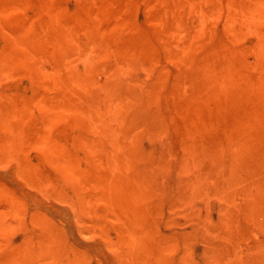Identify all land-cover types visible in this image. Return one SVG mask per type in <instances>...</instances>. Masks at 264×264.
I'll return each mask as SVG.
<instances>
[{
  "label": "rangeland",
  "instance_id": "374dc122",
  "mask_svg": "<svg viewBox=\"0 0 264 264\" xmlns=\"http://www.w3.org/2000/svg\"><path fill=\"white\" fill-rule=\"evenodd\" d=\"M244 1L0 0V264H264L263 128H240L264 120V0Z\"/></svg>",
  "mask_w": 264,
  "mask_h": 264
},
{
  "label": "bare ground",
  "instance_id": "6f19581e",
  "mask_svg": "<svg viewBox=\"0 0 264 264\" xmlns=\"http://www.w3.org/2000/svg\"><path fill=\"white\" fill-rule=\"evenodd\" d=\"M260 1V0H259ZM244 2H247L246 0L244 1ZM251 2V1H250ZM264 3V2H263ZM234 4V3H233ZM250 4H252V2L250 3ZM235 5V4H234ZM239 5H241V4H239ZM258 6V5H257ZM262 6H263V4H262ZM230 7V6H229ZM178 9V8H177ZM248 9V8H247ZM257 9V8H256ZM259 9V8H258ZM262 9V12H264L263 11V8H261ZM235 12V11H234ZM233 12V13H234ZM237 14V13H236ZM235 14V15H236ZM179 15V14H178ZM247 15H248V13H247ZM250 15V14H249ZM253 15V14H252ZM261 15V14H260ZM177 16V15H176ZM230 16V15H229ZM239 16V15H238ZM178 17V16H177ZM191 17V16H190ZM200 19H201V17H199ZM232 18H233V16H232ZM246 18H249V17H246ZM185 19H187V17L185 18ZM199 19V20H200ZM234 20V19H233ZM251 20V19H250ZM254 20V19H253ZM253 20H251V21H253ZM190 21V20H189ZM188 21V22H189ZM251 24V23H253V22H249V20H248V24ZM254 23H256V22H254ZM264 23V22H263ZM249 24V25H250ZM257 24H259V22L257 23ZM187 25V24H186ZM243 25V24H242ZM241 25V26H242ZM252 25V24H251ZM255 25V24H254ZM198 26H200L199 24H198ZM241 26H240V29H241ZM253 26V25H252ZM251 26V27H252ZM188 27H189V25H188ZM195 27V26H194ZM247 27H248V25H247ZM250 27V26H249ZM262 27V26H261ZM243 28H244V26H243ZM198 29V28H197ZM197 29H194V30H197ZM205 29V28H204ZM249 29V28H248ZM199 30L200 29H198L197 30V32H198V34H199ZM240 31V30H239ZM190 32V31H189ZM192 32H194V31H192ZM193 34V33H192ZM263 34V33H262ZM194 35V34H193ZM192 35V36H193ZM200 35V34H199ZM264 35V34H263ZM260 42H261V45H260V49H259V47H258V49L259 50H257L258 51V53H259V55H261V54H264V39H262V40H260ZM236 47V46H235ZM222 48H224L225 49V47H222ZM240 48V47H239ZM253 48H255V47H253ZM256 48H257V46H256ZM222 49V51H225L226 50V52H227V50L229 49V48H227V49ZM252 49V48H251ZM250 49V50H251ZM243 50V49H242ZM252 50H254V49H252ZM222 51H220V52H222ZM232 51H233V49H232ZM225 52V53H226ZM237 52H238V54H240L239 53V50H238V48H237ZM248 52V51H247ZM251 52V51H250ZM235 53V52H234ZM230 54H232V53H230ZM236 54V53H235ZM248 54V53H247ZM249 55V54H248ZM219 56H221V54L219 55ZM233 56V55H232ZM233 59V63H234V57L232 58ZM254 59H255V57H254ZM236 61L235 62H237L238 60L237 59H235ZM242 60H244V59H242ZM232 63V62H231ZM232 63V64H233ZM238 63V62H237ZM245 63V62H244ZM259 64H260V62H259ZM237 66V65H236ZM235 66V67H236ZM242 66V65H241ZM232 67L234 68V66L232 65ZM252 68V67H251ZM263 68H264V66H263ZM220 70V69H219ZM231 70V69H230ZM234 69H232L231 71H233ZM239 70V69H238ZM250 70V69H249ZM235 71V70H234ZM245 71H247V69H245ZM220 72H222V68H221V71ZM225 73V72H224ZM234 73V72H233ZM233 73H230L232 76L233 75H235V74H233ZM259 73V72H258ZM78 74V73H77ZM87 74V73H86ZM223 74V73H222ZM226 74H228V72H226ZM239 74H240V71H239ZM79 75V74H78ZM219 75V74H218ZM225 75V74H224ZM237 75V74H236ZM241 75V77H242V74H240ZM79 76H81V78H82V76L83 75H79ZM226 76V75H225ZM89 77V76H88ZM94 77V76H93ZM229 77H230V75H229ZM69 78V77H68ZM74 78H76L75 76H74ZM73 78V79H74ZM84 78V77H83ZM244 77H242V79H243ZM71 79H72V77H71ZM80 79V78H79ZM93 79V78H92ZM68 79H67V76H66V80H64V81H67ZM77 80H78V78H77ZM87 80V79H86ZM225 80H228L227 78L225 79ZM236 80V79H235ZM96 81V80H95ZM233 81H234V79H233ZM71 82V81H70ZM88 82V80L86 81V83ZM227 82V81H226ZM72 83V82H71ZM228 83V82H227ZM226 83V84H227ZM247 83V82H246ZM67 84H68V82H67ZM70 84V83H69ZM90 84V83H89ZM253 84V87L255 88L254 89V97L256 98V102H257V104H258V106L257 107H260V109L259 108H256L257 110H256V113L258 112V111H260L262 114H263V117H264V70H263V74L261 73V75H260V77H259V79L257 80V82H255V83H252ZM228 85V84H227ZM229 85H230V83H229ZM110 86V85H109ZM108 86V87H109ZM227 87V86H226ZM104 88H105V86H104ZM215 88V87H214ZM219 88H220V86H219ZM219 88H217V90L219 89ZM104 90H106V89H104ZM103 90V91H104ZM213 91V90H212ZM211 91V92H212ZM236 91H237V89H236ZM105 92V91H104ZM204 92V91H203ZM226 92V91H225ZM92 93V92H91ZM114 93V92H113ZM117 93V92H116ZM105 94V93H104ZM118 94V93H117ZM245 94V93H244ZM113 95V94H112ZM119 95H120V92H119ZM123 95V94H122ZM127 94H125V96H126ZM128 95H130V94H128ZM217 95V94H216ZM240 95H241V93H240ZM247 95V94H246ZM83 96V95H82ZM89 96V95H88ZM115 96V95H114ZM117 96V95H116ZM115 96V97H116ZM90 98V97H89ZM109 98V97H108ZM108 98H106V99H108ZM113 98V97H112ZM244 98V97H243ZM111 99V98H110ZM115 99V98H114ZM124 99V98H123ZM241 99V98H240ZM245 99H247V98H245ZM234 100V99H233ZM108 101V100H107ZM125 101H127V99L125 100ZM131 101V100H130ZM86 102V101H85ZM99 102V101H98ZM103 102V101H102ZM101 101H100V104L102 103ZM109 102V101H108ZM121 102H122V100H121ZM128 102H129V100H128ZM222 102V101H221ZM110 103V102H109ZM116 104H118V101L117 102H115ZM120 103V102H119ZM124 102H122V104H123ZM237 103V102H236ZM92 104V103H91ZM100 104L98 103V105H97V107L96 108H101L100 107ZM115 104V105H116ZM238 104V103H237ZM254 104V103H253ZM253 104H252V106H253ZM93 105H95V104H93ZM109 106V105H108ZM121 106V105H120ZM122 107V106H121ZM104 108V107H103ZM120 110H121V108H120ZM125 110V109H124ZM130 110V109H129ZM117 112V111H116ZM253 114V113H252ZM250 115V114H249ZM117 117H119V115L117 116ZM251 117V116H250ZM260 115H258L255 119H253L252 121H249V123H248V125H245V126H242V127H240L241 128V130H246L245 131V136L248 138V136H254L253 134H252V130H249V129H247L248 127H253V128H255V127H258L259 128V126H260V128H263V134H262V131H261V135H262V137L260 136L259 138H262V139H255V140H251V141H254V143H255V147L257 148V149H259V146H264V120H262L261 122H260ZM122 121V120H121ZM237 122V121H236ZM242 122V121H241ZM248 122V121H247ZM262 122H263V124H262ZM103 123V122H102ZM238 123V122H237ZM239 124H241V125H243L242 123H239ZM261 124H262V126H261ZM237 125V124H236ZM89 127H90V124H89ZM109 127V126H108ZM237 127H238V125H237ZM236 127V128H237ZM105 128H107V127H105ZM127 128H128V125H127ZM239 128V129H240ZM112 129V128H111ZM128 130V129H127ZM107 131H108V129L106 130V133H107ZM235 132H236V130H234ZM239 131V130H238ZM128 132V131H127ZM93 134V133H92ZM99 134V133H98ZM103 134V133H102ZM112 134V133H111ZM257 134V133H256ZM109 135H110V133H109ZM235 135V134H234ZM260 135V134H259ZM257 136V135H256ZM103 137V136H102ZM89 138H90V136H89ZM239 139H240V137H238ZM111 139H113V138H111ZM252 139V138H251ZM106 140V139H105ZM109 140V139H108ZM241 140V139H240ZM104 141V140H103ZM117 142V140H115L114 139V142ZM244 141V140H243ZM243 141H241V142H243ZM260 141V142H259ZM113 141H110V145L108 144V146H109V150H111V152H113V146H112V143ZM240 142V141H239ZM239 142H238V144H239ZM240 142V143H241ZM245 142H246V139H245ZM105 143H108L107 142V140L105 141ZM247 143H249V142H247ZM241 144H244V142L243 143H241ZM110 146H111V148H110ZM106 147H107V144H106ZM248 147V146H247ZM249 148H250V146H249ZM240 149H243V148H240ZM256 149V150H257ZM255 150V149H254ZM106 151V150H105ZM119 151V150H118ZM111 152H110V154H111ZM123 152V151H122ZM254 152V151H253ZM257 152V151H256ZM255 153V152H254ZM254 153H250V154H252V160L250 161V164L252 165V166H250V167H252V172H253V174H254V176H255V180H254V184L252 183H250L251 184V188L250 187H246L247 188V190H245V192L246 193H249L251 196H253V197H257V198H260V200L262 201H260V200H258L259 202H261V203H258L256 200H254L253 199V201L252 202H250V204L248 205L250 208H251V210L253 211V212H255V211H259V209H262V210H264V207H263V205H264V185L262 184V185H260L259 184V179H260V177H263L262 175H261V170L264 168V161L262 162V158L260 159V157L259 156H257L258 154H254ZM261 153V152H260ZM112 155V154H111ZM127 155V154H126ZM236 155V154H235ZM246 155H249V154H246ZM238 156H239V158L238 159H241L242 157L240 156V154H238ZM234 156L232 155V158H233ZM249 157V156H248ZM112 158V157H111ZM111 158H110V160H111ZM129 158V157H128ZM130 159V158H129ZM244 159H246V160H250L249 158H244ZM114 160V159H113ZM112 160V161H113ZM131 160V159H130ZM232 160V159H231ZM116 161V160H115ZM115 161H113V162H115ZM125 161H126V158H125ZM235 161V160H234ZM123 162V161H122ZM163 162V161H162ZM239 162H240V160H239ZM247 161H245V163H246ZM121 163V162H120ZM249 162H247V164H248ZM125 164V162H123V165ZM130 164V163H129ZM118 165V164H117ZM122 165V164H121ZM184 165H185V163H184ZM234 165V164H233ZM108 166V165H107ZM247 166V165H246ZM246 166H245V169H247L246 168ZM128 167V166H127ZM240 167V166H239ZM238 167V168H239ZM241 167L243 168V166H242V164H241ZM116 168H117V166H116ZM153 168H154V166H153ZM186 168L187 169H189V171H190V175L192 174V176L195 178V177H199V175H201L200 173H199V171L198 170H195L196 168H192V167H190V166H188L187 167V165L185 166V170H186ZM241 168V169H242ZM155 169V168H154ZM249 169V171H250V168H248ZM114 170H116V173H117V169H114ZM114 170H113V172H114ZM129 170V169H128ZM184 170V171H185ZM213 170H214V168H213ZM220 170V169H219ZM218 170V171H219ZM244 170V169H243ZM157 172H158V170H156ZM187 171V170H186ZM209 170H207V172H208ZM229 171V170H228ZM112 172V171H111ZM134 172V171H133ZM156 172V173H157ZM219 172H221V170L219 171ZM223 172V171H222ZM221 172V173H222ZM128 173V172H127ZM126 173V174H127ZM188 173V172H187ZM213 174H214V172H212ZM216 174H217V172H215ZM240 173H241V170H240ZM101 174V173H100ZM114 174V173H113ZM209 174H211V173H209ZM242 174H243V172H242ZM102 175V174H101ZM110 175V174H109ZM120 175V174H119ZM132 175V174H131ZM207 175H208V173H207ZM218 175V174H217ZM249 175H250V173H249ZM111 176H113V175H111ZM111 176H110V178H111ZM124 176H126V175H124ZM209 176H211V175H209ZM216 176V175H215ZM224 176H225V174H224ZM227 176V175H226ZM243 176H245V175H243ZM98 177H100V175H98ZM121 177H122V175H121ZM121 177H120V179H121ZM238 177H239V174H238ZM102 178V177H101ZM100 178V179H101ZM135 178V177H134ZM134 178H133V180H134ZM122 179H124L125 181H126V179H127V176H126V178L124 177V178H122ZM251 179V181L253 180L252 178H250ZM112 180V179H111ZM123 180V181H124ZM130 180V179H129ZM238 180H239V178H238ZM240 180L242 181L243 180V178H241L240 177ZM102 181H104V180H102ZM136 181V180H135ZM139 181H141V180H139ZM231 181H232V179H231ZM245 181V180H244ZM121 181H119L118 183H120ZM131 182V181H130ZM138 182V181H137ZM123 182H121V184H122ZM127 183H128V180H127ZM136 183V182H135ZM141 183V182H140ZM226 183H227V181H226ZM232 183V182H231ZM230 183V184H231ZM239 183H240V181H239ZM238 183V184H239ZM107 185H108V183H106ZM139 184V183H138ZM188 185H186V188H184V195H183V198L184 199H187L188 197H190L191 196V194L193 193V192H195V186H193V184L191 183V182H188L187 183ZM230 184H226L227 186H225V187H223V189H224V191L225 190H227L226 188H229V185ZM237 184V185H238ZM120 185V184H119ZM123 185V184H122ZM122 185L120 186L121 188H123L122 187ZM141 185V184H140ZM147 185V184H146ZM240 185V184H239ZM241 185H243V183L241 182ZM112 186V185H111ZM137 186V185H136ZM152 186V185H151ZM232 186V190L234 191L235 189H234V185H231ZM234 186V187H233ZM154 187V186H153ZM140 188V187H139ZM138 188V189H139ZM147 188V187H146ZM146 188H144V191H145V189ZM105 189V188H104ZM130 190H131V188H130ZM147 190H148V188H147ZM242 190H244V189H242ZM151 191V190H150ZM228 191H230V189H228ZM237 191V190H236ZM238 191H239V189H238ZM241 191V190H240ZM125 192V191H124ZM155 192V191H154ZM242 192V191H241ZM100 193V192H99ZM106 195H107V197L108 196H110V197H112V199L113 200H115L114 198H117L118 200L119 199H121L122 198V195H123V190H121L120 188H118V186L116 185V184H113V188H109V189H106ZM134 193H135V191H134ZM151 193V192H150ZM103 194H104V191H103ZM129 194V193H128ZM156 194V193H155ZM106 195L104 196V199L106 198ZM127 196V195H126ZM132 196V195H131ZM145 197H147V196H145ZM126 198V197H125ZM134 199H136L135 197H133ZM153 198H154V196H153ZM109 199V198H108ZM111 199V200H112ZM115 200V203L114 204H117L118 203V200ZM134 199H132L131 198V201L132 200H134ZM110 200V201H111ZM123 200H125V199H123ZM129 200V199H128ZM109 201V202H110ZM126 201H127V198H126ZM125 201V202H126ZM137 201H138V199H137ZM146 201H148L147 200V198H146ZM108 202V203H109ZM114 202V201H113ZM120 202H122V201H120ZM119 202V203H120ZM110 203H112V201L110 202ZM109 203V204H110ZM124 203V202H123ZM123 203H122V206H124L123 205ZM130 204H132V202H129ZM136 203V202H135ZM130 204H129V206H130ZM143 204V203H142ZM147 204V203H146ZM145 204V205H146ZM111 205V204H110ZM119 205V204H118ZM118 205H115L117 208H118ZM126 205V204H125ZM112 206H114V205H112ZM133 206V205H132ZM147 206V205H146ZM145 206V207H146ZM262 206V207H261ZM127 207V206H126ZM148 207V206H147ZM121 208H124V207H121ZM148 209V208H147ZM121 212H122V210L121 209H119ZM139 210V209H138ZM117 211V210H116ZM124 211H125V209H124ZM247 211V210H246ZM120 212V213H121ZM260 212V211H259ZM137 213V212H136ZM257 213V212H256ZM131 215V214H130ZM137 215V214H136ZM261 215V214H260ZM138 216V215H137ZM136 216V217H137ZM263 216H264V211H263ZM127 217V216H126ZM135 217V218H136ZM140 217V216H139ZM128 218V217H127ZM134 218V217H133ZM138 218V217H137ZM136 218V219H137ZM253 218V217H252ZM255 218L256 217H254V219L253 220H255ZM260 218V217H259ZM264 218V217H263ZM140 219V218H139ZM127 220V219H126ZM125 220V221H126ZM128 220H129V222H132V221H130V219L128 218ZM124 221V222H125ZM134 221H135V219H134ZM133 221V222H134ZM245 221V220H244ZM262 221V220H261ZM128 222V223H129ZM132 222V223H133ZM146 222V221H145ZM126 223H127V221H126ZM131 223V224H132ZM137 223H138V220H137ZM134 224H136L135 222H134ZM142 224H143V222H142ZM262 224H264V221H262ZM127 225V224H126ZM126 225H125V227H126ZM148 225V224H147ZM128 227H129V224H128ZM131 228L133 227V225L132 226H130ZM129 227V228H130ZM136 227V226H135ZM129 228H126V229H128V230H131V229H129ZM141 228H142V226H141ZM136 229V228H135ZM124 231H126V230H124ZM123 231V232H124ZM136 231V230H135ZM127 232V231H126ZM137 232V231H136ZM142 232V231H141ZM148 233V232H147ZM126 234V233H125ZM128 234H129V232H128ZM136 234H138V233H136ZM141 235V238H142V233H140ZM133 235V234H132ZM144 236H145V234H143ZM147 235V237L150 235V234H146ZM129 236H131V235H129ZM139 236V237H140ZM151 237H153L152 235H150ZM149 236V237H150ZM133 237V236H132ZM123 238V237H122ZM125 238V237H124ZM131 238V237H130ZM144 238V237H143ZM143 238L142 239H135V240H133L132 241V249H138V248H140V246H141V244H142V242L144 241L143 240ZM128 239H129V237H128ZM122 240V239H121ZM127 240V239H126ZM132 240V239H131ZM143 240V241H142ZM147 242H149V244L148 245H150V240L149 241H147ZM126 243V242H125ZM124 243V244H125ZM144 243V242H143ZM122 244H123V242H122ZM146 244V246H147V243H145ZM126 245V244H125ZM46 246V245H45ZM43 247V246H42ZM48 247V246H47ZM127 247H128V245H127ZM142 247H143V245H142ZM131 248V247H130ZM142 249V248H141ZM140 249V250H141ZM36 251H37V249H35ZM127 250V249H126ZM52 251V250H51ZM142 251V250H141ZM34 252V251H33ZM152 252H154V251H152ZM151 252V253H152ZM261 252V253H260ZM260 252L258 253V257H263L264 258V250H260ZM157 253V252H156ZM155 253V254H156ZM128 254H130V253H128ZM145 254V253H144ZM154 254V255H155ZM35 255V254H34ZM135 255V254H134ZM146 255H144V257H145ZM148 256V255H147ZM130 257L131 258H133L131 255H130ZM129 257V258H130ZM143 257V258H144ZM151 257V256H150ZM149 257V258H150ZM135 258V257H134ZM146 258H148V257H146ZM137 259H138V257H137ZM152 259H155V258H153L152 257ZM158 259V258H157ZM156 259V260H157ZM42 260V259H41ZM146 260V259H145ZM148 260V259H147ZM129 261V260H128ZM135 263L134 264H136V260H133ZM149 261H151L150 259H149ZM154 261V260H153ZM30 262V261H29ZM37 262V261H36ZM146 262V261H145ZM25 263V262H24ZM128 263V262H127ZM144 263V262H143ZM147 263V262H146ZM148 263H150V262H148ZM31 264V263H30ZM129 264V263H128ZM151 264V263H150ZM152 264H153V262H152Z\"/></svg>",
  "mask_w": 264,
  "mask_h": 264
}]
</instances>
